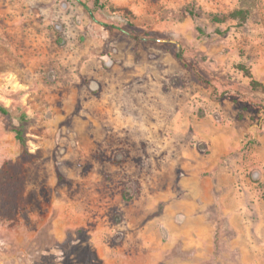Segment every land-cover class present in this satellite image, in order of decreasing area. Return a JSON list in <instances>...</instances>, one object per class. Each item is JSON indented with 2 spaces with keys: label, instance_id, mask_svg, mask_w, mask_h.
Returning <instances> with one entry per match:
<instances>
[{
  "label": "rangeland",
  "instance_id": "rangeland-1",
  "mask_svg": "<svg viewBox=\"0 0 264 264\" xmlns=\"http://www.w3.org/2000/svg\"><path fill=\"white\" fill-rule=\"evenodd\" d=\"M100 2L107 15L95 0H0V264H164L166 209L208 174L193 166L211 152L204 123L241 130L211 185L244 201L242 230L223 217L211 257H172L264 264V0Z\"/></svg>",
  "mask_w": 264,
  "mask_h": 264
},
{
  "label": "crops",
  "instance_id": "crops-1",
  "mask_svg": "<svg viewBox=\"0 0 264 264\" xmlns=\"http://www.w3.org/2000/svg\"><path fill=\"white\" fill-rule=\"evenodd\" d=\"M96 3V0H95ZM99 0V5L96 3V7L102 11L104 14L108 13V9L104 6ZM101 7L105 9H101ZM123 10H128L131 12L132 20H137V15L135 12H140V9L136 8H122ZM124 12V11H123ZM107 15V14H106ZM134 29V39L137 41H146L147 39L140 36L136 31V26L133 25ZM56 29V28H55ZM56 44H62L61 33L56 29ZM157 33L154 30V33H150L151 35H156ZM56 45V46H57ZM177 51L178 48H182V46L176 43ZM133 64V63H129ZM100 74H97L98 79L104 81L105 77L103 75V71H100ZM88 75H94L92 71H86ZM96 75V74H95ZM94 75V76H95ZM200 77V76H199ZM200 79V78H199ZM127 80L124 78L123 81ZM89 81H86L88 85ZM92 84L94 81H90ZM89 82V83H90ZM90 83V84H91ZM211 85V84H209ZM92 86V85H91ZM138 88L135 89L137 91ZM70 98H72V91H70ZM224 108L229 107V102L226 100L222 101ZM69 107L65 108L66 111H72V100L70 99L68 103ZM125 122L128 126H137V118L128 117L125 118ZM178 117H175L172 124H177ZM183 124V123H181ZM198 134L200 137L206 141L210 146V154L207 157H201L196 165L193 166L196 168L197 172L203 171L208 173L205 178L203 185L196 189V192H193V196H195V200H191L188 197H183L182 200L178 201L173 199L171 204L166 209V218H165V243L163 245L156 243V246L153 245V250L159 251L160 256L166 257L164 264H195L193 263L178 262L177 259H173L174 253L184 254L192 253L193 257H211L213 255V245L214 240L217 235L218 225L220 224L219 220L223 217L227 218L229 221V226L232 227L235 232L237 230H242L239 226V222L236 218L238 216L237 213H241L245 209V203L241 199L238 198L234 201L229 202L228 198L231 197L229 192H226L224 196L216 198V194L214 193V189L211 185V176L219 175L218 170L220 162L224 156H227L230 152L234 151L236 147H238L239 133L240 129L234 127H222L217 129L211 123H204L201 125L198 130ZM259 145V144H258ZM264 153V148L262 149ZM182 191L185 192V188L182 187ZM237 195L235 194V197ZM180 214L184 217L182 223L175 224L173 221V217L176 214ZM227 222L224 224L226 225ZM246 235H251L246 233ZM161 243V242H160ZM154 253V257L157 258L158 254ZM178 254V256H179ZM177 255V254H176ZM180 255V256H181ZM172 257V259H170ZM157 264V263H155Z\"/></svg>",
  "mask_w": 264,
  "mask_h": 264
},
{
  "label": "trees",
  "instance_id": "trees-1",
  "mask_svg": "<svg viewBox=\"0 0 264 264\" xmlns=\"http://www.w3.org/2000/svg\"><path fill=\"white\" fill-rule=\"evenodd\" d=\"M96 3L97 5H99V0H96ZM104 7V6H103ZM101 7V9H105ZM124 11V17H126L127 19L132 17V14L130 11L128 10H123ZM233 19V20H241L243 22L247 21V18H248V13L247 12H244V11H235L233 12L227 19ZM55 28L58 30L59 33H62V26L57 24L56 23V26ZM136 39H139L138 37ZM177 58L180 60V61H184V52L181 48H178V51H177ZM238 69H240L241 71H243L245 74L247 75H251L250 74V70L248 68H246L245 66L243 65H240L238 67ZM200 79L203 80V78L200 77ZM205 82V80H203ZM207 84H209L208 82H206ZM11 112V110L7 107H5L4 105L0 104V113L1 114H4V115H8L9 113ZM21 120L22 122L27 123L30 121V117L25 114L24 111H21ZM16 139L17 141L22 145V146H26L27 144V139L25 138L23 132L21 130H16ZM251 178L252 180L254 181H257L258 180V172H253L252 175H251Z\"/></svg>",
  "mask_w": 264,
  "mask_h": 264
}]
</instances>
